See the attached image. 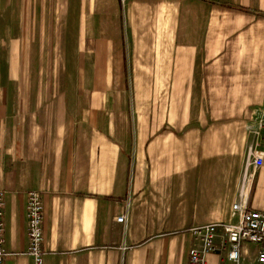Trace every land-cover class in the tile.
<instances>
[{
    "label": "crops",
    "instance_id": "0c3cea01",
    "mask_svg": "<svg viewBox=\"0 0 264 264\" xmlns=\"http://www.w3.org/2000/svg\"><path fill=\"white\" fill-rule=\"evenodd\" d=\"M263 103L264 0H0L4 264L31 190L44 264H188L192 229L264 212Z\"/></svg>",
    "mask_w": 264,
    "mask_h": 264
},
{
    "label": "built area",
    "instance_id": "2783aa9c",
    "mask_svg": "<svg viewBox=\"0 0 264 264\" xmlns=\"http://www.w3.org/2000/svg\"><path fill=\"white\" fill-rule=\"evenodd\" d=\"M172 1V0H165ZM174 1V0H173ZM181 1V0H175ZM260 131L264 132V103L257 119ZM264 140V138H263ZM260 167L262 158L255 157L252 161L247 159V166ZM4 191L0 188V264H4V222L3 201ZM27 253L32 264H44L42 249V202L38 191L27 193ZM233 213L238 215L237 223H211L191 230L195 241L201 244V249L193 246L188 251V264H204L205 253L226 252L227 260L233 264H264V212L248 209L245 199L232 205ZM119 217L118 222H123ZM221 232V234H219ZM219 243L216 244V239ZM245 245L258 246L255 260L244 262L242 256L246 255Z\"/></svg>",
    "mask_w": 264,
    "mask_h": 264
},
{
    "label": "rangeland",
    "instance_id": "374dc122",
    "mask_svg": "<svg viewBox=\"0 0 264 264\" xmlns=\"http://www.w3.org/2000/svg\"><path fill=\"white\" fill-rule=\"evenodd\" d=\"M250 248V258H249V260H248V262H253L254 260H255V256H256V253H257V251H258V249H259V247L258 246H249Z\"/></svg>",
    "mask_w": 264,
    "mask_h": 264
}]
</instances>
